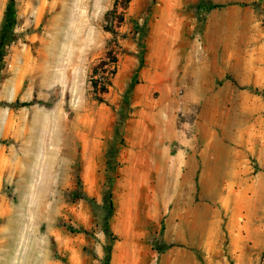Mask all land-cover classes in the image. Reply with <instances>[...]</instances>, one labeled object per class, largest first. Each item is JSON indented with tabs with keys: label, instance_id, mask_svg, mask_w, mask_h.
<instances>
[{
	"label": "rangeland",
	"instance_id": "374dc122",
	"mask_svg": "<svg viewBox=\"0 0 264 264\" xmlns=\"http://www.w3.org/2000/svg\"><path fill=\"white\" fill-rule=\"evenodd\" d=\"M50 1L32 24L0 0V264H112L117 241L113 264H138L115 231L129 192L151 199L130 211L146 264H264V0ZM191 21L212 64L157 62L149 47L184 44ZM170 139L182 176H135Z\"/></svg>",
	"mask_w": 264,
	"mask_h": 264
},
{
	"label": "crops",
	"instance_id": "0c3cea01",
	"mask_svg": "<svg viewBox=\"0 0 264 264\" xmlns=\"http://www.w3.org/2000/svg\"><path fill=\"white\" fill-rule=\"evenodd\" d=\"M18 5L17 8L19 9L17 13L23 14V13H29L34 15V19L32 20V24H36V17H42L45 12H49L51 10L50 0H17ZM209 12L210 10H206ZM177 15V11L174 13H170L171 17H175L174 15ZM23 16V15H22ZM167 19V15L163 14L160 15V24L163 26L164 20ZM196 19V16H195ZM191 24V25H190ZM190 25V26H189ZM189 27L187 28V35H186V42L184 44H181L177 47H166V44L163 43V48H155V45H151L149 47V52L153 56H156L157 62H163L167 63L169 67L175 66V65H185L192 63L196 66L202 65V64H212L210 60L216 59V48L213 47V45L210 44V37L207 36V32L201 30V27L197 25V22H194L192 24V21L189 23ZM174 27L175 31L173 35L171 34V37H174L178 31L177 28V22L174 20ZM191 28V29H190ZM214 30V34H216L219 30L218 26L214 27H208V30ZM165 32V31H164ZM203 36V37H202ZM197 37L204 38L206 40L205 44L202 45L201 43H197ZM194 39H196V42H194ZM167 58V60H166ZM170 74V73H169ZM163 87V84H162ZM17 87H12V96H16ZM161 135V133L159 132ZM157 134V136L159 135ZM175 136L174 133L170 134V138H173ZM161 137H156L154 139L155 144L160 142ZM172 139H170L169 142L166 144H163V150L161 152H158L160 150H157L155 147L148 151H140L137 156V160L141 162H159L162 161L164 164V168L162 170L159 169H138L134 171V175L137 177H161L164 179H170L175 177H181L182 176V170L176 168V165H173L175 162L180 161V157L174 153L171 152L170 148L172 146ZM135 155V154H134ZM128 176H131V173L128 174ZM168 184V182H167ZM132 196V201L129 203V209L125 212L124 210L117 214L115 218H120V214L126 213L127 218V227L124 230L123 234L117 231V234L119 233L122 236L121 242H126V247L124 248V253L128 254V256L136 255L138 264H146L147 258L146 255L148 253H152V249L148 248V245L146 243V236L148 233L147 229V219L145 216H143V225L142 228H137L135 226V219L131 216V209L134 208L137 204H139L140 207L145 209L146 205L150 204L151 199L147 194H141L138 197L136 195H132V192H129ZM126 195L129 197L128 192L124 195V200H126ZM170 200H171V193H165L163 195V206H161V209L163 210L164 215V226H166L164 230V238L167 235V224L168 220L165 217L166 211L170 210ZM158 209V208H157ZM147 222V224H146ZM120 242H116L112 248V257L111 261L113 264V253L115 246L119 244ZM151 252H150V251ZM152 255V254H151ZM121 264H132L129 261L122 260L120 261ZM118 261V264H120Z\"/></svg>",
	"mask_w": 264,
	"mask_h": 264
},
{
	"label": "trees",
	"instance_id": "16d2710c",
	"mask_svg": "<svg viewBox=\"0 0 264 264\" xmlns=\"http://www.w3.org/2000/svg\"><path fill=\"white\" fill-rule=\"evenodd\" d=\"M0 44H1V46L4 45L3 43H0ZM111 58H112L111 61H112V64H113L112 65L113 69H112V71H110V74H113L114 73V66H115V63H116V56H113ZM93 74H96V70L95 69H93ZM101 78L106 80V81H101L100 83H97L96 79H92L91 80V85H92V88H93L94 92L98 91V93L100 92V94H104V93L107 92V88L110 85V80H109V77H101ZM98 100H99V102H102V99H101L100 96L98 97ZM15 103L18 106L30 105V102H27V101H23V102L15 101Z\"/></svg>",
	"mask_w": 264,
	"mask_h": 264
}]
</instances>
